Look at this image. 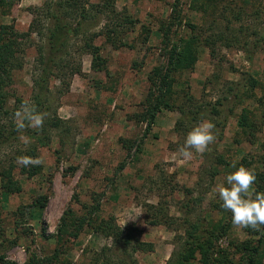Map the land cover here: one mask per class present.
<instances>
[{"label": "rangeland", "instance_id": "obj_1", "mask_svg": "<svg viewBox=\"0 0 264 264\" xmlns=\"http://www.w3.org/2000/svg\"><path fill=\"white\" fill-rule=\"evenodd\" d=\"M44 1L0 0V24L37 32ZM108 1L133 28L120 27L118 46L95 41L98 69L91 55L75 54L81 73L69 86L51 81L49 115L61 124L48 130L49 146L37 149L40 173L16 169L22 191L0 188V264H92L97 255L96 264H111L122 244L100 232L108 218L152 246L133 253L137 264L171 263L191 224L199 242L211 245L209 264H244L241 244L257 246L264 231L234 228L213 188L245 166L256 170L255 189L264 192V0ZM106 22L101 17L90 32ZM186 41L188 61L172 70L171 54L175 62ZM35 57L27 47L11 71L6 131L21 105L32 104ZM202 119L215 124L217 140L185 161L178 149ZM21 136L0 147V166L31 145ZM159 202L167 220L150 224L147 207Z\"/></svg>", "mask_w": 264, "mask_h": 264}, {"label": "trees", "instance_id": "obj_2", "mask_svg": "<svg viewBox=\"0 0 264 264\" xmlns=\"http://www.w3.org/2000/svg\"><path fill=\"white\" fill-rule=\"evenodd\" d=\"M38 14L41 19L40 25L36 29L37 32H34V26L25 32H18L11 24H0V147L10 141H16L21 133H25L31 145L25 152L18 151L19 156L35 157L38 148L49 146L48 130L59 127L61 124L53 111L49 115L52 103L49 88L51 81L58 80L63 85L69 86L67 80L81 73L80 64L75 63V54L91 55L92 67L98 69L101 49L95 44V41L104 37L106 43L118 46L117 43L121 44V42H116L121 35L120 27L126 24L129 28H133L134 24L128 15L123 16V13H119L108 0L102 4H91L89 0H45L39 8ZM101 17L107 19L103 26L104 30L90 32L92 28L99 25ZM33 34H36L38 38L36 44L32 39ZM190 43V41L184 42L181 52L175 57V62L172 60L174 52L171 54L169 66L172 67V70L186 65L188 61L186 54H188ZM27 47L36 49L31 105H34L38 112L45 114V120L41 129L26 128L18 131L16 124L11 123L10 130L6 131V128L2 126L1 119L9 114L5 110V104L8 99L7 89L11 83L10 74L14 67H21V56ZM172 70L169 69L166 73H170ZM14 159L7 162V166H0V188L5 194H18L22 191L21 183L13 174L14 170L19 169L21 174L28 177L35 176L41 171L40 165L25 168L18 166ZM2 164L3 162L0 160V165ZM258 177L257 174V180ZM41 206H43L42 203ZM146 212L149 214L147 222L150 224H157L160 219H165L161 220L163 222L167 220L162 202L157 205H149ZM99 230L104 236L111 237L115 242L122 244V253L115 254V261L110 259L111 264H137L133 253L138 250L144 251L145 246L149 249L152 248L150 244H144L134 236L135 229L121 230L118 228L113 218L103 220ZM196 230L197 226L191 224L190 229L186 232L188 238L186 246L171 259L169 264H192L197 255H199V264H209L208 252L211 245L203 246L195 236ZM261 246L264 247L263 233L260 234L257 246H252L249 243L241 244L240 251L244 257V264L261 263L259 259ZM97 256L95 255L97 259H93L92 264L98 263L99 255ZM212 262L213 264H227L226 260L222 259Z\"/></svg>", "mask_w": 264, "mask_h": 264}, {"label": "clouds", "instance_id": "obj_3", "mask_svg": "<svg viewBox=\"0 0 264 264\" xmlns=\"http://www.w3.org/2000/svg\"><path fill=\"white\" fill-rule=\"evenodd\" d=\"M18 131L26 128L41 129L45 114L38 112L34 105L23 104L14 114ZM24 143L30 141L21 136ZM217 140L215 124L209 119H202L188 132L184 144L179 147L180 158L190 161L194 153L204 154L210 150ZM21 167L39 166L43 164L41 157L21 155L16 158ZM235 167V165H233ZM256 170L252 167L240 166L228 174L226 182L217 184L213 193L222 201V208L231 213L232 225L236 229H252L264 231V192L255 189Z\"/></svg>", "mask_w": 264, "mask_h": 264}]
</instances>
